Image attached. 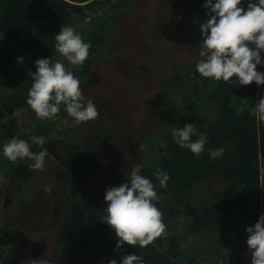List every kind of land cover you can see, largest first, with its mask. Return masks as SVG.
<instances>
[{
    "label": "trees",
    "instance_id": "trees-1",
    "mask_svg": "<svg viewBox=\"0 0 264 264\" xmlns=\"http://www.w3.org/2000/svg\"><path fill=\"white\" fill-rule=\"evenodd\" d=\"M111 1L0 0V101L6 99L7 104L14 103L13 112L19 108H29L26 101L33 83L30 73L36 70L35 61L49 57L55 61L59 56L55 51L54 35L75 18L84 17L85 12L104 8ZM117 1L112 9L117 7L116 4H119V9L124 10L137 5L135 0H126L123 5ZM184 2L191 6L184 9ZM204 2L205 0L179 1L175 12H182L184 18L192 15V19L185 18V24L178 23L173 30L170 26V41L176 40L174 43H178L192 38L201 41L200 24L209 18L207 10L202 7ZM160 16L157 15L158 21L166 22L167 17ZM140 20L143 28H146V20ZM112 23L113 20L101 15L99 24H93L84 35L85 42L91 44L88 59L79 68L70 64L65 66L80 81L84 77H91L92 71L99 70L97 64H92L97 56L100 57L105 52L104 47L109 53L115 50L116 46H109L107 40L113 29ZM157 48L169 49L159 43ZM169 54L170 57L173 56L172 52L167 53ZM132 67L134 71H143L147 77L151 73L141 65ZM185 69L181 77L171 80L165 94L161 96L169 104L168 93L176 92L180 101L178 106L169 111L162 109L168 123L166 130H163L194 122L200 131L207 133V147L225 148L223 157L213 160L207 152L196 157L189 150L179 148L170 134L164 135L163 143L154 153V161L147 163L142 155L141 133L136 132L130 138L124 128H119L116 139H113L115 135H111L115 132L110 128L89 129L84 133L75 126V122L72 127L76 131L73 129L70 136L60 142L61 154L57 156V163L53 164L55 168L48 169L41 175L34 176V171L28 166H21L17 170L15 163L9 160L2 162L0 154L2 182L8 184L18 181L28 190L24 195L19 193L12 198L16 211L6 218L4 227H0V248L1 241H4L13 252L12 259L5 260L3 264H31L26 252H23L22 240L28 238L30 233L41 234L42 227L49 225L48 223H51L48 228L54 230L51 264H109L113 259L119 264L124 255L130 254L143 256L145 264H200V254L182 245L185 238L192 234L196 238L209 230H223L226 233L223 241L217 240L221 251V258L217 260L238 257L246 247V227L254 225L261 213H264V185L261 183V168L264 166V113L261 112L258 117L253 113L264 97V85L257 86L255 82L250 85L227 84L204 78L193 67L187 66ZM257 70L264 72V67L258 66ZM232 79L235 80V77ZM119 84L120 82L116 89ZM123 89L122 81L117 93L121 94ZM124 97L125 91L122 99ZM57 115L66 117L69 122L74 121L63 105ZM4 118V111L0 107V123ZM41 130L45 128L41 127ZM40 133L38 130L33 134L17 137L30 142L32 136H41ZM126 138L128 142L140 145L139 158L134 163L125 161L122 166L110 162L105 164L104 158L98 160L97 154L91 152L90 148L103 140L107 145L108 139H113V143L109 145L117 148L120 146L117 143ZM37 146L33 145L31 150L39 151ZM47 161L48 156L45 162ZM137 163L143 165L142 174L149 177L161 193L157 207L163 213L168 235L156 238L144 248L125 243L120 249H116V234L102 221L107 208L104 196L107 188L130 183L127 173ZM157 168L170 174L166 190L159 188V183L153 176ZM48 171L53 174L56 171L59 175L56 177ZM109 174L112 175L111 178ZM95 179L105 186L99 187L100 184H95ZM49 186L52 188L51 192L46 191ZM3 189L0 185V197L7 194ZM59 203L58 208L56 206ZM24 211L28 218L24 221L15 220ZM40 252L41 248L38 247V253ZM234 263L238 261L230 262Z\"/></svg>",
    "mask_w": 264,
    "mask_h": 264
},
{
    "label": "rangeland",
    "instance_id": "rangeland-1",
    "mask_svg": "<svg viewBox=\"0 0 264 264\" xmlns=\"http://www.w3.org/2000/svg\"><path fill=\"white\" fill-rule=\"evenodd\" d=\"M179 1L181 2V0H135L137 5L124 10L118 8L119 4H116L117 7L112 9L116 2V0H112L104 8L85 12L84 17H77L68 25L75 28L85 38L84 35L88 33L91 26L99 24L101 15L103 17L106 16L107 19L113 20L111 26L113 29H111L107 37L108 44L109 46H116L115 50L110 53L104 47L105 52L101 53L100 57L97 56V60L92 64L93 66L97 64L99 70L92 71L91 75L93 74L94 76L84 77L81 81V87L84 89L83 94L95 103L99 111V117L94 121L75 126L78 127L80 132L84 133L89 129L110 128L113 130L112 132H115L111 135H115L113 139H116V132H119V128H124L130 138L136 132L141 133L142 155L145 157L147 163L154 161V153L157 152L158 147L163 143L164 135H170L171 129L165 131L168 123L165 120L162 109H168L169 111L178 106L180 102L179 94L176 92L168 93L169 104L165 103L161 98L162 94H165L164 91L172 79L183 75L187 66L196 69L195 65L200 59L199 40L192 38L185 41L190 44H185L183 42L184 39L178 43H174L176 40L170 41L169 39L170 35H172L168 34L170 26L173 30L178 26V23L183 22L185 24L186 17L184 18L183 13L180 11L175 12ZM117 2L123 5L126 0H118ZM131 3L128 2V4ZM183 5L184 9L186 6H191L188 3L185 5V2ZM157 15L158 17L161 15V18L166 16V22H162L161 20L159 22ZM140 19L146 20V28H143L144 26H142ZM186 19H192V15ZM138 23H140V26ZM158 25L159 27H157ZM159 36L160 39H158ZM158 43L169 49L159 50L157 48ZM171 52L173 54L172 57H170V54L167 55V53ZM58 60L63 62L65 66H69V63L62 56L59 55L55 59V61ZM135 65H141L150 70L149 77L139 69L132 70L134 69L132 66ZM183 66L186 67L183 68ZM122 81L124 89L119 94L117 92L121 89ZM119 82V87L116 89ZM115 90L117 91L112 92ZM124 91L125 97L122 99ZM7 103L6 99L0 101V107L5 114V118L0 123V154H2L3 145L8 143L12 137H17L18 135L19 137L26 136L40 130L41 136L45 138L44 147L49 153L48 164L45 162L43 171L32 169L34 171L33 175L38 176L48 169H54L53 164L54 162L57 163V156L59 157L61 154L59 150L61 149L60 142L69 137V134L73 132L74 128L72 124H74V121L69 122L66 117L62 118L58 115L51 120L38 119L31 107L19 108L13 112L12 104L14 103ZM253 113L258 117L261 113L259 107L255 108ZM41 127H44L45 130H41ZM74 131L76 130L74 129ZM113 139H108L109 144L113 143ZM103 141L89 148L92 150L91 152L97 154L98 160L104 158L105 164H109L110 162L111 164L122 166L125 164V161L134 163L136 158H139L138 151L140 145L135 142H128L127 138L122 140L121 143H117L120 145L117 148H113L115 145H106ZM37 148L39 151L42 150L41 146H37ZM1 157L3 158L2 162L8 161L3 155ZM31 163L32 161L29 160L17 161L15 167L18 170L21 166L29 167ZM6 172H4V175ZM48 173H52V171H48ZM53 175L58 177L59 173L55 171ZM109 177L111 178L112 175L109 174ZM5 183L0 178V185L7 192L5 196L0 197L1 228L4 227L8 217L16 211L12 205L14 204L12 198L19 193L24 195L28 191L18 181ZM261 183L264 185V166L261 168ZM95 184L102 185H99V187L105 186V184L99 183L97 179H95ZM26 196L28 197L29 194ZM56 207L59 208L60 203ZM31 209L29 208V210ZM27 218L24 211L22 216L15 218V220L24 221ZM48 224L42 227L43 232L41 234L34 235L30 233L28 238L22 240V243L24 241L22 245V248L24 247L23 252H26L31 264H41V262L51 264L50 258H52L53 250L51 249L54 246V238L52 239L54 230L48 228L51 223ZM225 238L226 233L223 230H219V232L209 230L196 238L194 234L187 239L185 238L186 241L182 246L196 252L198 255L200 254V264H230V262L235 260L238 263L234 264H251V260L249 259L250 253H248L246 244L247 239L244 241V246L246 247L237 255L238 257L225 261L217 260L221 258V251L217 240L223 241ZM1 243L0 264H3L5 260L12 259L13 252H11L12 250L10 251V247L4 241H1ZM210 246H213V248ZM38 247L41 248L40 253H38ZM226 253L231 254L230 251H226Z\"/></svg>",
    "mask_w": 264,
    "mask_h": 264
},
{
    "label": "clouds",
    "instance_id": "clouds-1",
    "mask_svg": "<svg viewBox=\"0 0 264 264\" xmlns=\"http://www.w3.org/2000/svg\"><path fill=\"white\" fill-rule=\"evenodd\" d=\"M202 7L209 18L200 24L202 39L196 71L204 78L227 84L264 85V72L257 70L258 66L264 67V0H205ZM54 40L55 51L70 65L83 66L91 44L85 42L75 28H60ZM35 69L30 73L33 83L26 102L38 119H53L61 111V105L76 125L99 117L95 103L84 96L80 79L63 62L41 58L35 61ZM259 109L264 113V97ZM170 134L179 148L189 150L196 157L207 152L214 160L222 158L225 152L223 147H207V133L200 131L194 122L173 128ZM33 145L41 146L42 150H31ZM44 145L43 136H32L30 142L14 136L3 145L2 155L13 163L32 161L30 168L43 171L49 155ZM142 168V164H135L127 173L130 183L109 187L105 192L107 208L102 221L114 230L116 249L125 243L144 248L156 238L168 235L163 213L157 207L161 193L152 180L142 174ZM153 176L159 188L166 190L170 174L157 168ZM46 191L51 192V186ZM245 231L251 264H264V213ZM109 264H117V261L113 259ZM119 264H145V261L141 255L130 254L124 255Z\"/></svg>",
    "mask_w": 264,
    "mask_h": 264
},
{
    "label": "built area",
    "instance_id": "built-area-1",
    "mask_svg": "<svg viewBox=\"0 0 264 264\" xmlns=\"http://www.w3.org/2000/svg\"><path fill=\"white\" fill-rule=\"evenodd\" d=\"M249 259L251 260V254H250V256H249Z\"/></svg>",
    "mask_w": 264,
    "mask_h": 264
}]
</instances>
